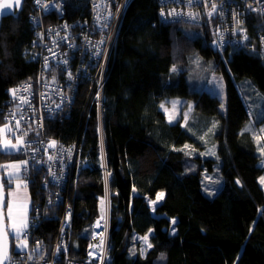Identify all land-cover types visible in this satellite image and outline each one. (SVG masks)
Instances as JSON below:
<instances>
[{"label":"trees","instance_id":"obj_1","mask_svg":"<svg viewBox=\"0 0 264 264\" xmlns=\"http://www.w3.org/2000/svg\"><path fill=\"white\" fill-rule=\"evenodd\" d=\"M159 1H130L107 61L101 97L96 96L99 87L95 82L99 60L88 74L89 81L86 79L77 88L69 114L45 124L47 136L76 145L80 167L92 166L79 171L77 178L69 176L61 192L62 202L72 210L70 242L78 245L74 254L84 253L88 228L101 214L104 181L98 165L97 135V114L101 110L111 193L108 264H264V191L258 182L264 169L259 165L260 155L252 134L244 131L249 119L246 108L231 75L220 61V52L211 46L213 37L218 42L219 22L217 19L206 25L162 22L158 15ZM63 2V20L82 27L87 25L89 0ZM36 12L32 0H25L19 12L0 22V128L9 124L5 109L9 108L6 100L14 99L12 89L30 82L36 96L38 65L23 56L34 50L29 15ZM43 19L45 23L56 21L54 16ZM253 19V16L247 17L244 26L250 41L258 46L260 28L253 24ZM228 48L225 54L231 51ZM245 53H250L248 58L252 64L248 77L264 96V54L257 47ZM195 57L219 63L217 72L222 75L226 89L223 118L218 117L215 132L209 129L205 134V139L217 144L221 160L223 187L213 198L202 194L200 174L204 168L211 171L215 161L202 160L183 150L186 145L205 148L200 135L209 126L207 114L194 111L191 127L187 128L190 132L182 123H171L161 114V105L168 104L164 100H180L188 93L186 73ZM86 63L79 60V66L74 65L76 71L89 72ZM176 66L184 69L177 77L170 71ZM235 77L241 78L238 74ZM189 94L188 98L192 97ZM20 109L14 111V118L22 115ZM24 127V135L30 136L25 139L37 138L34 137V132L38 135L35 121L26 122ZM9 128L11 132L5 129L0 133V165L22 160L21 145L2 151L4 137H15L13 132L18 127L15 123ZM37 157L42 162L45 159V163L50 160L44 152ZM85 160L87 165H83ZM44 171L45 167L39 170L33 167L31 184L26 187L22 175L23 185L31 203L47 209L46 214L50 209L60 216L63 207L52 205L56 193H50V200L46 201L47 194L40 188ZM3 182L7 191L12 182L5 176ZM159 192H164V197L152 213L148 200H154ZM240 212H244L243 218ZM58 222H41L34 233L46 241L47 251L53 244ZM147 234L152 247L144 255L130 257L128 247L133 235Z\"/></svg>","mask_w":264,"mask_h":264},{"label":"built area","instance_id":"obj_2","mask_svg":"<svg viewBox=\"0 0 264 264\" xmlns=\"http://www.w3.org/2000/svg\"><path fill=\"white\" fill-rule=\"evenodd\" d=\"M51 1L41 0V2L37 3L36 0H32V4L36 7L37 12L34 15H29L30 23L35 26V28L32 26L34 35L32 46L36 55L40 56L38 52L42 53V61L38 65L40 72L36 76L37 89L41 91V94L36 98L31 88L32 83H20L15 87L19 91L16 93L14 99L9 98L8 104H11L13 101L17 104L23 99L24 104L22 109H20L22 115L26 116L27 112L32 109L36 112L35 114H31L27 120L23 117V124L13 132L16 133L15 136L23 137L25 131H22L21 128L25 129L24 124L26 122L35 121L38 133L35 136L37 138L25 139V143L19 148L21 155L26 157L22 167L24 185L29 187L31 184V171L33 167L39 170L45 166L47 170L55 173L63 171L64 184H60L58 188H52L51 183L45 180L43 174L41 178L42 182L40 183V188L47 194L45 196L46 201L50 200V193L54 191L56 194H54V199H52L54 201L52 205L54 208L61 206L63 208L61 215L58 216V214H54L50 209L48 214H46L45 211L47 209H42L41 205L30 203L29 226L35 229L39 227L41 222L58 220V233L53 238L51 248L48 249L50 253L48 258L46 256L45 241L35 238L34 235L30 234L29 239L32 246L28 249L25 256L13 258L10 264H107L109 257V238L107 234L103 246L99 247L96 244L98 237L101 235L100 233L98 237H94L95 240L91 245L92 247H86L84 253L79 255L77 260L69 257V252L66 248L68 243L66 230L71 220L72 210L66 202H62L61 192L64 190L69 176L71 177L69 174L71 169L76 165L79 166V155L77 154L75 144H65L57 137L47 136L45 133V124L48 120L53 122L60 115L65 117L69 114L71 104L75 99V93H77V86H80L83 80L86 82V79H88L89 81L90 76L88 74H90V71L96 68L99 60L104 59L106 37L110 32L116 14V8L120 0H93V2H90L89 19L86 21L87 25L84 27L62 19L64 0H61L59 8L56 7V9L51 5ZM130 1L121 0L120 7L122 8L124 6L119 17L118 27L121 26L122 18ZM213 4L216 5V11L210 16L208 13L212 11ZM159 5L158 15L162 22L206 25L213 21L212 19H217L220 25V31L217 37L218 41H222L224 47L236 46L239 50L244 49L249 52L255 51V47H257L260 54H264V0H192L191 3H189V0H160ZM41 6L45 8L42 10L40 8ZM173 10L175 15H167ZM162 11L165 13L164 16L161 15ZM189 13L192 15L190 16ZM106 14L108 18L105 19ZM44 16H54L56 17V21L45 23ZM249 16H253V24L256 23V26L260 28V31L257 33L258 46L250 41L247 28L244 26V22ZM118 31L117 29L114 40ZM225 44L228 45L226 46ZM111 51L112 46L109 45L108 55ZM63 58H66L63 64L66 72L61 70L60 64ZM79 60L81 62L82 60H86L89 72L82 74L81 72H84L83 70L81 72L76 71L79 66ZM76 64L77 67L74 66ZM70 79H72L71 82ZM44 85L45 87L42 90V86ZM99 89H102V86ZM96 96L101 97V94L97 92ZM37 100H40V105L36 104ZM7 106L9 107V105ZM18 119L14 118L13 115L7 116L6 121L9 123L8 126L10 127V124H15ZM99 133H101V130ZM52 141H55V144L50 147L49 145ZM48 148H52L50 152ZM40 152H44L47 157H51L50 160H47V163H45V159L42 162L40 161L41 157H37ZM103 152V147H101V160L105 159ZM85 164H88L86 160L83 165ZM82 167L90 169L92 166ZM41 210L43 213H41ZM104 211L105 205L103 200V213ZM37 244H39V249L34 251ZM90 252L92 255H89ZM29 256L32 259L29 260Z\"/></svg>","mask_w":264,"mask_h":264},{"label":"rangeland","instance_id":"obj_3","mask_svg":"<svg viewBox=\"0 0 264 264\" xmlns=\"http://www.w3.org/2000/svg\"><path fill=\"white\" fill-rule=\"evenodd\" d=\"M90 2H93V0H89V3ZM60 3H61V0L51 1V5L54 6L53 7L54 9H56V7L59 8ZM120 5H121V0L118 2L117 8H116V14H115L110 32L106 37L107 39L106 46H105L106 48L104 51L105 56H104V59H102L99 63L100 70L98 69L99 70L98 77L95 81V82H98V85L96 87H100V83H103L104 81V74H105L106 67H107V61L110 56V54L108 55L109 45L113 47V45L116 42L117 35H118V32H117V35L114 40L115 33L117 29L120 30V27H118V23H119V17L121 15V11L124 6L123 5L121 8ZM40 8L43 10L45 7L41 6ZM106 18H108L107 14L105 15V19ZM32 26L33 28H35L34 25ZM86 38H88V36H86ZM38 45L41 46L40 43H38ZM225 45L227 46L228 44H225ZM211 46L214 48V50H218L220 52L219 54L220 61L222 62L223 66L228 71V73L231 75V78L233 79V83L248 113L249 119L247 123L245 124L244 130H251L253 131L254 134L255 133L264 134V131H261L262 129H264V96L254 88L252 80L248 77V74L251 71V67H252V64L249 62V58H248L250 53L247 54L245 53L244 49L239 50V48L236 46H230L231 51L225 54L224 50H226L225 48H228V47H224L222 45V41L217 42V40L214 37H213ZM228 50L230 49L228 48ZM38 53H40V56L36 55V52L34 50H30L28 51L27 54H23V56H27L26 57L27 59L39 65L40 62L42 61V53L41 52H38ZM106 55H107V61H106ZM65 60L66 58H63L61 60V64L59 63L61 65V70L63 72H66V68L63 66ZM218 66H219V63L213 59L207 62L206 61L204 62L202 58L195 57V59L191 62V65L189 66L187 73H186V80L189 84V90L187 92L190 93L192 97L188 98L187 96V98L184 100H181V99L178 100L175 98L164 100V102L168 103L167 105H164L168 109V112H165V110L161 108V114L163 115L164 118L167 119V121H169L170 116L173 117L171 123H175V122L182 123L180 125L187 132H190L189 130H187V128L191 127L190 122L194 118V115L196 113L194 112L195 110L197 111L200 110L201 112L204 113V115L207 114L206 116L209 119L208 120L209 126L207 127L205 131H202L203 133L202 135H200L203 141V142L201 141V143L204 144L205 148L200 150V149H194L191 147H186L183 150L188 155H192V156L197 155L201 157L202 160L212 159L215 161V163H213L212 165L211 171L204 168L200 174L201 191H202V194L208 198H213L214 196H216L223 187V177L221 174V160L218 156L217 144L214 142L210 143L207 140V138L205 139L206 137L205 134H208L207 131H209V129L214 130V131H211V133L216 131L219 125V121H220L218 117H221L222 119L225 113V109H226V89H225V84H224L222 75L217 72ZM183 70H184L183 68H178V66H176V67H172L170 71H172L171 74L177 77L178 75L183 73ZM39 72L40 70L38 67L36 74L38 75ZM100 74L101 76L99 77ZM236 74H238L241 78H236L235 77ZM71 81L72 79H70V82ZM81 82L83 84L85 83V80ZM44 87L45 85L42 86V90L44 89ZM77 88H79V86H77ZM40 94H41V91L37 89L35 93L36 98L39 97ZM30 95L32 94L30 93ZM23 102L24 100L21 99V101H19L16 105L14 102H12L11 104H8V100H6V104L9 105V108L5 109V114H6L5 117L7 118V116L13 115L15 110L19 111L18 108L20 109V106L24 104ZM174 102H175V107H173ZM36 104L40 105V100H37ZM71 105H73V103ZM35 113H36L35 110L32 109L31 111L27 112L26 116L21 115L17 121L19 123V127L23 124V121H22L23 117H25L27 120L31 116V114H35ZM4 120L5 119L3 118L2 122H4ZM21 130L26 131L23 128H21ZM97 135H98V146L101 148L105 145V140H104V133L103 132L99 133V127L97 129ZM24 137L30 138L28 133L22 137L23 140L25 141ZM34 137H36L35 132H34ZM18 138H21V137H19L18 135L15 137L14 136L4 137V139L11 140L12 143H16V140ZM257 138H259V136ZM263 150H264V147L260 146L258 153L261 155V157H262L261 152ZM2 151H7V150L3 149ZM77 154L80 156V153H77ZM24 159H26V157L22 156V160L16 159V160L7 162L5 164H20L21 162H24ZM105 162H106L105 159H102V160L100 159L99 164H98L103 172V181H104L103 200H104V205H105V211L103 213V216L99 220L102 223L101 233H103V235H100L98 237L97 242H96V244H98L99 247L101 246L100 245L101 238L104 242L106 234L108 233L107 223H108V217H109V207L111 205L110 188H109L110 174L108 170L105 169ZM5 164H1V165H5ZM23 164L24 163L21 164V168L18 173L19 180H15V179L12 180V183L15 185H17V183H21V184L23 183L22 181ZM261 164L264 167L263 157H262ZM46 165L47 167H49L48 164ZM84 168L85 167H82V166L80 167L76 165L71 169L69 174L72 175V177L77 178L78 172L83 171ZM0 170H1L2 175L5 176L7 179H9V177L4 174V170L2 168H0ZM262 177H264V172L258 179L259 185L264 191V184H261L260 182ZM106 179L108 181H106ZM60 184L61 185L64 184L63 178L60 181ZM15 185H13L12 188H10L9 190L12 191L13 189H15L16 188ZM160 193H163L162 197L159 196ZM163 197H164V192H159L156 195L154 200H148L152 213L154 211V207L158 205L159 203H161V201L163 200ZM102 209H103V205L100 202V210ZM6 216H7V209H6ZM244 216H245L244 212H240V217L243 218ZM170 232L172 234L174 233L173 227H171ZM149 236L150 234H147L145 236L133 235L132 240L129 243V247H128V253L130 257H136L137 255H144L145 252H147V250L150 249L148 247V244H150ZM144 237L148 238L147 243L145 242ZM16 243L18 242L16 241ZM75 247L78 248L77 245H75ZM14 252H22L20 249L16 248V244L14 246ZM108 263H109V258H108L107 264Z\"/></svg>","mask_w":264,"mask_h":264},{"label":"snow or ice","instance_id":"obj_4","mask_svg":"<svg viewBox=\"0 0 264 264\" xmlns=\"http://www.w3.org/2000/svg\"><path fill=\"white\" fill-rule=\"evenodd\" d=\"M22 0H0V10L4 9H13L18 8L21 5ZM37 3L40 2V0H36ZM192 0H189V3H191ZM216 11V5H212V11L208 14L211 16L213 12ZM0 14H3L2 11H0ZM161 15L164 16L165 13L162 11ZM167 15H175L174 10L172 12H169ZM191 16L192 14L189 13ZM194 18V17H193ZM18 89H12L11 93L15 97L16 93L18 92ZM173 107H175V102L173 103ZM161 108L165 110V112H168V109L162 104ZM173 117H169V122H171ZM17 127H19V123L17 122ZM7 129L8 132H11L12 129L8 127V125H4V128H0V133H3ZM261 131H264L262 129ZM26 135V134H25ZM23 138H18L16 140V143H12L9 139H4L3 141V149L7 150L9 147L12 149H17L18 146L24 144ZM55 144V141H52L49 145L50 147ZM187 147V145L185 146ZM51 158V157H50ZM24 162H21L20 164H5L0 165V168L4 170V174L9 177V182H12V180H19L18 173L21 168V164ZM261 184H264V177L261 178ZM239 183V181H238ZM21 187V183H17L16 189L19 190ZM9 199L5 200V196L3 194V185L0 184V264H5L6 260H10V249L8 247V241L11 237L18 243H16V248L20 249L21 251L27 249L29 247L27 242V233L26 230L28 228V221H27V205H21L18 200L15 198V193L10 191L8 192ZM160 197L163 196V193L159 194ZM103 203V201H102ZM7 209V216L5 217L4 214V208ZM21 209H23V215H20ZM7 221V223H6ZM97 227H99V221H97ZM103 235V233H101ZM145 242L147 243L148 238L144 237ZM103 240L100 241V245L103 246ZM92 247V246H90ZM148 247L151 248L152 245L148 244ZM39 249V244L36 245L35 250ZM89 255H92L90 252ZM28 259H32L31 256L28 257Z\"/></svg>","mask_w":264,"mask_h":264},{"label":"bare ground","instance_id":"obj_5","mask_svg":"<svg viewBox=\"0 0 264 264\" xmlns=\"http://www.w3.org/2000/svg\"><path fill=\"white\" fill-rule=\"evenodd\" d=\"M100 86H103V84L100 83ZM98 93H100L102 95V89H98ZM186 98H187V93H186V95H184L182 97L181 100H184ZM97 118H98V127H99V131H100L101 128H102L101 127L102 126V112L101 111H98ZM43 167H45V166H43ZM63 173H64L63 171L62 172H56L55 173L53 171L47 170L46 167H45V171L43 172V175L45 176V180H47V182H50L51 183V187L52 188H58L59 185H60V181L64 177ZM2 182H3V179H2ZM110 198H111V193H110ZM100 201L101 202L103 201V196L100 197ZM102 205H103V203H102ZM110 213H111V205L109 207V217H108V223H107V226H108L107 237L108 238H109V228H110ZM5 214H6V209H5ZM102 216H103V209L101 210L100 217L97 220H94L90 224V226L88 228V233H87V235H88V242H87L86 247L91 246L92 243L95 240L94 237H98L99 234L101 233L102 223L99 220H100V218ZM29 217H30V213L28 212V228L26 230V233H27V242H28L29 247L27 249H25V251H22V252H14V246L16 244V241L12 245V240L13 239L10 237L9 240H10V244H11V251H10V260H8L7 264H10L11 263V260L13 258H15V257L25 256V254L27 253L28 249L32 246V245L30 246L31 242H30V239H29V235L30 234L34 235L35 231L38 228L32 229L29 226ZM71 219H72V216H71ZM97 221H99V227L96 226L97 225ZM6 223H7V221H6ZM70 229H71V220H70L69 226H68V228L66 230V235H67V240H68L67 241L68 243H67V247L66 248H67V251L69 252V257L71 259H76L77 260L78 257H79V255L74 254V250L77 249V247H75V245H77V244L72 243V241L70 242V236H71ZM67 231H68V233H67ZM57 233H58V225H57V228H56V234L55 235H57ZM55 235H54V237H55ZM83 235H85V234H83ZM35 238H39V239L44 240L43 238L37 237V236H35ZM45 246H46V241H45ZM46 256H47V258L50 256V253L47 250H46Z\"/></svg>","mask_w":264,"mask_h":264},{"label":"crops","instance_id":"obj_6","mask_svg":"<svg viewBox=\"0 0 264 264\" xmlns=\"http://www.w3.org/2000/svg\"><path fill=\"white\" fill-rule=\"evenodd\" d=\"M245 132H249L252 134V137L254 139V143H255V146L257 148V154L260 155L258 153V150L260 149V146H263L264 147V134L262 133H255L253 134V131L251 130H244ZM259 136V138H257ZM262 154V157L264 159V150L261 152ZM260 157V161H259V165L261 167H263V165L261 164V161H262V157L261 155L259 156ZM264 169V167H263ZM15 185V184H11L10 187L8 188L7 192H10V188H12V186ZM16 186V185H15ZM12 192L15 193V198L18 200V202L21 204V205H27V221H28V212H29V207H30V197H29V194H28V191L26 190V188L24 187L23 183L21 184V187L19 190H17L16 188L12 190ZM10 197H8L7 199H9ZM20 215L22 216L23 215V209H21V212H20Z\"/></svg>","mask_w":264,"mask_h":264},{"label":"water","instance_id":"obj_7","mask_svg":"<svg viewBox=\"0 0 264 264\" xmlns=\"http://www.w3.org/2000/svg\"><path fill=\"white\" fill-rule=\"evenodd\" d=\"M24 1L25 0H22L21 5L18 8L0 10L3 13V14H0V22L4 18L9 17V16H14L17 12H19L22 9V6H23ZM2 179H3V175H2L1 170H0V184L3 185V194L5 196V200H7V198H8V195L7 194L8 193H7V191H6L5 187H4V183L2 182ZM5 209H6V207L4 208V214H5ZM5 217H6V214H5ZM8 247H9V249L11 251L10 240L8 241ZM7 262H8V260L5 261V264H7Z\"/></svg>","mask_w":264,"mask_h":264},{"label":"clouds","instance_id":"obj_8","mask_svg":"<svg viewBox=\"0 0 264 264\" xmlns=\"http://www.w3.org/2000/svg\"><path fill=\"white\" fill-rule=\"evenodd\" d=\"M29 194V193H28ZM29 197H30V195H29Z\"/></svg>","mask_w":264,"mask_h":264}]
</instances>
